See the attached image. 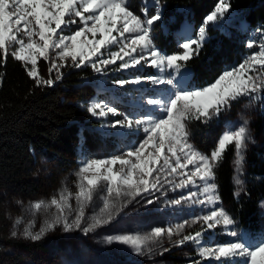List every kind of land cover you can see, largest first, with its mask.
I'll use <instances>...</instances> for the list:
<instances>
[{
  "label": "snow or ice",
  "instance_id": "obj_1",
  "mask_svg": "<svg viewBox=\"0 0 264 264\" xmlns=\"http://www.w3.org/2000/svg\"><path fill=\"white\" fill-rule=\"evenodd\" d=\"M229 9L228 0H218L215 9L204 18L199 27L197 38H188L181 43L182 53L168 55L157 49L152 35L153 26L162 19L159 7L152 15L145 8L144 17L141 18L130 10L129 0H0V54L6 59L10 49L14 48L11 55L23 62L26 68L27 65L31 66L27 68V74L38 86H51L54 83L53 79H43L39 75L38 62L41 59L50 63V73L53 70L57 72V80L62 75L60 68L69 59L75 67L91 62L93 70L98 73L117 61H120L117 70L136 68L144 62L157 68L161 75H137L134 79H118L113 83L119 87L145 82L154 86H167L158 98L147 100V104L153 107L139 118L125 115L123 119L107 125L111 128L142 130L145 135L138 144H133L121 155L84 161L74 173L77 189L75 193L64 186L48 201L30 202L33 213L39 212L41 208H55L53 217L46 220L38 231L32 230L33 222L29 221L22 232L13 230L12 237L20 235L25 239L39 241L58 225L65 232L81 229L86 219V207L93 201L95 193L103 189V207L98 214L88 218L90 222L82 228L85 234L92 232L111 223L142 193L159 190L161 178L154 173L163 172L166 183H173L167 179L168 176H179L174 189L198 186L197 192L190 191L187 196L170 201L172 205L192 200L196 204L213 206L191 223L202 221L207 229L222 225L228 229V235L237 239L214 246L206 245L202 241L204 230L183 234L185 227L190 226L188 221H184L166 228L153 227L145 233L108 236V243L126 245L137 255H147L150 258L154 252L153 246L162 247L160 241L167 236L174 246H182L186 242L196 244L197 254L201 259H214L219 264H264V236L256 239L255 243H249L252 237L235 230L232 227L235 224L234 218L223 207L217 206L220 196L215 182V168L229 145L234 144L236 154L234 183L238 186L244 183L240 177L243 175L244 150L251 140L248 119L241 116L242 122L238 126L229 124L210 155L199 152L189 142L185 123L193 119L207 123L229 110L231 103L242 96L255 98V93L264 92V71L257 70V66L264 70V45L238 67L225 70L207 87L193 90L181 86L182 81L190 75L186 64L193 55L199 53L206 39L208 26L224 17ZM74 24H78V27L71 31L70 26ZM65 29H69L70 34H64ZM113 45H120L118 51H111L104 58L103 50ZM253 46L255 42L250 41L248 47ZM182 68L185 69L184 73L181 72ZM165 72L168 74L164 75ZM157 109L161 113L158 116L155 115ZM87 111L98 117L118 115L117 109L105 102H92ZM166 153L174 158V165ZM161 162L165 167H160ZM189 165L193 166L192 169L185 171ZM235 195H239V192ZM73 198L76 208L74 218L70 220ZM16 203L21 204V201L17 200ZM147 203L151 204L152 201L148 200ZM22 222V217H17L13 228ZM173 236L179 238L173 241ZM163 251L168 249L163 248L161 254ZM194 264H200V261H195Z\"/></svg>",
  "mask_w": 264,
  "mask_h": 264
},
{
  "label": "trees",
  "instance_id": "obj_2",
  "mask_svg": "<svg viewBox=\"0 0 264 264\" xmlns=\"http://www.w3.org/2000/svg\"><path fill=\"white\" fill-rule=\"evenodd\" d=\"M138 1L129 0L130 8L138 12ZM162 19L153 26L154 42L165 53L181 49L175 33L182 22L192 24L195 31L218 0H158ZM229 12L224 21L208 26L205 41L197 55L186 66L190 69L189 85L200 87L214 80L225 68L235 65L246 51L245 37L252 27L264 34V0H228ZM152 9L148 12L151 14ZM239 18L245 24L233 23ZM28 68V67H27ZM27 68L11 55L0 54V190L32 194L38 190L30 179L35 157L32 150L55 160L59 169L77 162V141H89L101 130L96 128L97 118L81 106L79 99L96 93L94 70L88 65L73 66L67 62L59 80L52 73L51 86L37 85L28 76ZM150 69L147 67V70ZM142 72H145L143 70ZM262 98L252 125L255 134L264 129V92L255 93ZM223 112L209 120L186 121L189 136L195 147L203 153L215 148L223 131ZM235 147L229 145L215 168L218 194L224 209L248 235L263 230L260 201L264 197V145L250 144L244 151L242 180L239 191L233 182ZM239 192V195L235 193ZM67 236L58 235L57 238ZM13 247L27 253L34 262L45 260L43 240L16 238L6 234L0 225V247ZM2 254L0 253V258ZM18 261L25 256L19 255Z\"/></svg>",
  "mask_w": 264,
  "mask_h": 264
},
{
  "label": "rangeland",
  "instance_id": "obj_3",
  "mask_svg": "<svg viewBox=\"0 0 264 264\" xmlns=\"http://www.w3.org/2000/svg\"><path fill=\"white\" fill-rule=\"evenodd\" d=\"M138 5V12H134L131 8L130 10L133 11L134 14L140 15L141 18L144 17L145 8H147L148 12L150 9L153 10L151 14L148 13L149 15L155 14L157 7L160 8V2L158 0H139ZM214 9L215 6L209 13L206 14V16ZM222 21H224L223 17L219 18L216 22ZM202 23L197 25L194 32H192L193 28L184 31L182 30L180 32L176 31L175 35L180 44L188 38L196 39L199 27ZM233 23L243 26L245 24V20L243 18H239ZM77 27L78 24L71 25L70 30L75 31ZM70 30L65 29L64 34H70ZM127 35L128 34H126V36ZM89 38H91L90 34ZM250 41H254L255 46L251 48L248 47ZM244 42L246 51L243 53L242 58L235 65L225 68L210 83L200 87H193L189 85V75L182 81L181 86L195 90L207 87L209 84L214 83L225 70H231L234 67H238V65L247 57L253 53L259 52L261 50V46L264 45V34L257 27H252L246 35ZM154 44L157 49L160 50V48H158L159 46L155 42ZM119 47L120 45H113L109 49L103 50L104 58L108 56L109 52L118 51ZM12 50H14V48L10 49V51ZM182 52L183 49L181 48L179 51L174 53H163L171 55ZM57 62L59 63V61ZM67 62L72 61L69 59ZM119 64L120 61H117L115 64L107 66V68L102 72L98 73L94 71L93 79L98 87V90L95 94L85 99L78 100L79 104L86 109L92 102H105L109 106L115 107L118 115L112 116L109 114L107 117H98L89 113L92 117L97 118L98 123L95 126L101 131L96 133V136L89 141H82L81 135V139L76 142L78 149L77 162L59 169L53 158L44 153L32 150L35 157V163L30 174V179L37 183L38 190L32 194L16 193L12 190H0V225L6 234L11 236V232L13 230H16L18 233L22 232L29 221L33 222L32 230L38 231L46 220L53 217L56 209L41 208L39 212L33 213L30 207V202L41 200L48 201L52 196L57 195L59 190L64 186H67L72 193H75L77 189L75 184L76 176L74 173L79 169L84 161L87 159H107L114 155H121L127 152L129 147L133 144H138L139 140L143 139L145 134L142 130L137 131L136 129L130 130L119 127L111 128L107 125L117 119H123L125 115H128L130 118H139L146 110L153 107L147 104V100L150 98H158L162 94L163 89L167 88V86H154L145 82L141 84H126L124 87H119L114 84L113 81L118 79L131 80L137 75L141 77L148 75H161L157 68L152 67L148 63L142 62L141 65H138L136 68L117 70ZM84 65H88L92 68L91 62ZM27 67L30 68L31 66L27 65ZM50 67L51 65L48 61L41 59L38 62L39 75L43 79H48ZM147 67L150 69L147 70ZM186 69L190 71L187 66ZM143 70H145V72H142ZM257 70L264 71L259 69V66H257ZM181 72L184 73L185 69L182 68ZM51 73L54 76L57 75L55 70ZM163 74L167 75L168 73L165 72ZM172 74L176 75L174 72ZM177 79H180V77L177 76ZM254 97L255 98H253V96H242L239 100L233 101L230 109L224 111L222 115L224 127L221 134L225 131L229 124H236L238 126L239 123L242 122L240 120L241 116L248 119V128L250 130L251 140L247 143L246 148L250 144L264 145V129L255 134L252 125V122L256 117L258 110L261 108L262 103L261 97L260 99L256 98V94H254ZM160 114V111L157 109L155 111V115L158 116ZM189 142L195 147L190 136ZM214 149H212L209 153H201L210 155ZM166 155H168L174 165L175 160L174 158H171V154L166 153ZM235 155L233 158V166ZM181 161L183 162V156H181ZM160 167H165L162 162ZM192 167V165H189L188 169L185 171H190ZM157 174H159L161 178L160 185H158L159 190L142 193L140 196L136 197V199L129 203L111 223L104 225L103 227H99L87 234L82 231V228L86 227L87 223L90 222L88 218L98 214L100 208L103 207L102 196L105 192L103 189L98 190L94 195L93 201L85 209L86 219L82 223L81 229H74L72 231L65 232L62 226L58 225L54 231L48 232L41 239L44 242L46 250V258L44 261L41 263L37 261L34 262L30 259L27 253H21L18 249L11 246H1L0 253L2 254V257L0 258V264H194L195 261H200V264H219V262L214 259H201V257L197 254V245L193 242H186L182 246H174V244L169 241L167 236L160 241L162 247L158 245L153 246L154 252L151 254L150 258L147 255H137L126 245L116 242L108 243L106 241L108 236L124 233H145L150 231L153 227L166 228L183 223L184 221H188L190 226L185 227L183 234L195 233L197 231L204 230L202 241L206 245L214 246L220 243H227L230 241L234 242L237 239L236 237L228 235V229L224 228L222 225L217 226L215 229H207L206 225H204L202 221L195 224L191 223L192 220L206 214L213 206L196 204L193 203L192 200H186L182 201L178 205H172L170 201L180 199L181 196H187L190 191L197 192L198 186L189 185L186 188L174 189V184L179 181L178 175L168 176L167 179L171 180L173 183H166L164 173H154V175ZM235 176L236 171L234 166L233 182ZM240 178L242 179V176ZM235 186L236 191H239L241 186L236 184ZM198 198L202 199L203 197ZM17 200L21 201V204H17ZM148 200H151L152 203H147ZM71 204L73 211L69 214L70 220L74 218L75 214L76 201L74 198L71 200ZM262 205H264V197L260 202V215L264 221V206ZM217 206L223 207L222 202L220 201ZM17 217H22L23 222L17 225L14 229L13 223ZM232 227L242 234H245L247 237H252V239L249 240V243H255L256 239L264 236V223L262 232L253 236L245 233L236 224V222ZM58 235H68V238H57ZM16 238H23V236L18 235ZM178 238L179 237L173 236L172 240L174 241ZM163 248H167L168 251H163V254H161ZM19 255L25 256V258L18 261L17 257Z\"/></svg>",
  "mask_w": 264,
  "mask_h": 264
},
{
  "label": "crops",
  "instance_id": "obj_4",
  "mask_svg": "<svg viewBox=\"0 0 264 264\" xmlns=\"http://www.w3.org/2000/svg\"><path fill=\"white\" fill-rule=\"evenodd\" d=\"M160 9V8H159ZM193 26L192 24L188 23V22H182L179 27L177 28V32H180V31H184V30H188V29H192ZM159 48V47H158ZM163 52V51H162ZM261 202V201H260ZM260 209V208H259Z\"/></svg>",
  "mask_w": 264,
  "mask_h": 264
}]
</instances>
